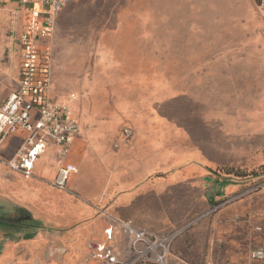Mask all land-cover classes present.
Instances as JSON below:
<instances>
[{
    "label": "crops",
    "instance_id": "0c3cea01",
    "mask_svg": "<svg viewBox=\"0 0 264 264\" xmlns=\"http://www.w3.org/2000/svg\"><path fill=\"white\" fill-rule=\"evenodd\" d=\"M202 8L200 1L78 0L58 13L54 33L40 40L52 51L48 95L69 105L79 134L63 159L61 145L48 140L32 177L0 160V213L37 223L13 229L36 233L6 241L0 264H110L92 248L106 242L118 259L127 254L129 237L114 218L160 234L190 224L172 243L170 264H264L250 258L264 249V121L240 118L229 130L226 115L207 110L190 83L206 76L205 57L181 72L158 62L160 25L175 16L191 23ZM28 17L18 0H0V107L19 88ZM176 79L185 90L172 91ZM161 87L171 90L159 95ZM25 136L9 134L1 155L13 157ZM69 163L78 170L60 189L53 180Z\"/></svg>",
    "mask_w": 264,
    "mask_h": 264
},
{
    "label": "rangeland",
    "instance_id": "374dc122",
    "mask_svg": "<svg viewBox=\"0 0 264 264\" xmlns=\"http://www.w3.org/2000/svg\"><path fill=\"white\" fill-rule=\"evenodd\" d=\"M159 1L164 3L200 1L205 5L199 15L192 14L191 23L186 22V17L185 20L175 16L171 19V23L160 25L161 50L158 60L160 68L166 67L168 70L169 68L173 70L176 67L181 72L189 63L193 64V61L202 63V58L205 57L206 76L200 77L199 80H192L190 83L196 86L201 83L199 87H192V90L206 101L207 110H215L226 115L228 117L226 129L229 130H234L238 126L236 123L240 118L254 120L262 127L264 121V15L257 1ZM170 73L175 78L176 73L172 71ZM95 78L99 94L105 95L106 72H96ZM175 83L179 85L172 91L178 93L185 90L182 89L183 81L176 79ZM170 90L171 88L161 87L159 95H167ZM219 123L215 122L213 127L215 133L218 132ZM126 133L129 134L130 130L126 129ZM1 237H3L2 233H0ZM102 245L106 247V242L96 243L92 248V254L96 259L106 261L97 256V249H101Z\"/></svg>",
    "mask_w": 264,
    "mask_h": 264
},
{
    "label": "built area",
    "instance_id": "2783aa9c",
    "mask_svg": "<svg viewBox=\"0 0 264 264\" xmlns=\"http://www.w3.org/2000/svg\"><path fill=\"white\" fill-rule=\"evenodd\" d=\"M28 12V23L20 37L22 61L19 88L11 93L0 107V151L6 137L24 130L23 144L11 158L0 153V160L12 171L32 177L34 166L44 152L48 140L61 145L58 153L63 159L69 152V142L79 134V125L68 104L51 101L49 91L52 79V51L40 47V40L55 31L56 17L70 1L78 0H18ZM264 15V0H256ZM74 97V95H73ZM78 168L74 164L61 165L53 184L65 189L72 173ZM261 183L250 187L258 189ZM236 196L229 197L231 201ZM114 222L129 237L127 254L118 259L114 249L108 244L97 249V256L110 264L154 263L169 264L172 243L190 224L180 226L165 234L134 226L130 221L114 218ZM108 241L115 237V225L106 228ZM253 260L264 261V249L250 252ZM212 264V263H208ZM238 264V263H232Z\"/></svg>",
    "mask_w": 264,
    "mask_h": 264
},
{
    "label": "trees",
    "instance_id": "16d2710c",
    "mask_svg": "<svg viewBox=\"0 0 264 264\" xmlns=\"http://www.w3.org/2000/svg\"><path fill=\"white\" fill-rule=\"evenodd\" d=\"M228 170L230 171V169ZM36 226H37V223H34V221L29 217L28 218L26 217L25 218H10L9 216L5 214L0 213V231L12 232L13 229L23 230V229L34 228Z\"/></svg>",
    "mask_w": 264,
    "mask_h": 264
},
{
    "label": "water",
    "instance_id": "95a60500",
    "mask_svg": "<svg viewBox=\"0 0 264 264\" xmlns=\"http://www.w3.org/2000/svg\"><path fill=\"white\" fill-rule=\"evenodd\" d=\"M36 231H30L25 233L24 235H15V233L12 232H6L3 234V237L0 239V252L2 251V247L4 245V243L8 240H14V239H20V238H24V239H28V238H32L35 235Z\"/></svg>",
    "mask_w": 264,
    "mask_h": 264
}]
</instances>
